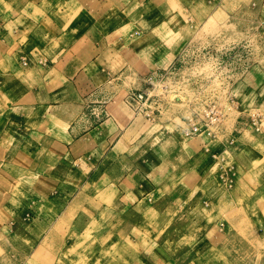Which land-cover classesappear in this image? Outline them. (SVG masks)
Listing matches in <instances>:
<instances>
[{
    "label": "crops",
    "instance_id": "obj_1",
    "mask_svg": "<svg viewBox=\"0 0 264 264\" xmlns=\"http://www.w3.org/2000/svg\"><path fill=\"white\" fill-rule=\"evenodd\" d=\"M165 3L0 0V68H13L10 79L14 87L11 110L7 114L0 111L2 204L6 193L18 195L21 184L43 198L50 219L55 212L71 226L79 221L84 226L97 222L100 211L124 213V218L117 214L122 221L119 239L133 253V239L143 230L130 221V214L139 206L142 211L145 205H164L156 196H172L168 186L173 185L168 181L185 188V195L194 191L190 182L202 175V168L201 163L196 164L200 158L193 142L168 135L161 149L175 147L173 158L177 156V160L154 157L149 146L155 131L146 121L162 117L167 106L154 119L134 112L127 101L145 84L135 80L125 85L123 79L128 72L143 80L167 68L182 52L184 43L176 32L164 34L163 24L170 18L165 19L159 8ZM164 37L172 39H166L168 42ZM18 55L30 60L27 70L17 71ZM190 83H197V78L192 77ZM174 119L183 118L177 114ZM184 127L177 126L182 133ZM53 200L60 204L52 205ZM40 218L36 214L31 221L41 224ZM47 218L42 222L47 225L44 234L54 220ZM161 227L165 228L155 223L146 228L152 239L142 241L137 264L161 253L162 238L154 236ZM113 259L111 264H119Z\"/></svg>",
    "mask_w": 264,
    "mask_h": 264
},
{
    "label": "rangeland",
    "instance_id": "obj_2",
    "mask_svg": "<svg viewBox=\"0 0 264 264\" xmlns=\"http://www.w3.org/2000/svg\"><path fill=\"white\" fill-rule=\"evenodd\" d=\"M162 2L167 3L159 11L165 19L170 18L163 24L164 34L176 32L184 48L212 49L209 58L197 59L202 64L199 74L210 77L220 73L222 80L209 82L206 93L196 99L189 85L172 84L165 97L168 106L164 115L146 121L155 131L149 146L154 157L177 160V156L173 158L175 147L161 149L168 135L193 142L200 158L196 164L201 163L202 168V175L190 182L194 191L185 195V188H177L171 180L167 183L173 185L168 187L175 197L159 193L156 200L165 201L164 205H145L142 211L137 207L130 221L143 231L133 239L131 253L129 245L119 239L122 221L118 213L100 211L97 222L84 226L79 221L71 226L54 212L52 227L44 234L47 225L42 222L45 216L51 219L44 211L43 198L20 184L16 197L6 193L9 197L5 194L4 203L0 202V264H109L112 258L119 264H137L143 253L142 241L152 239L146 228L155 223L165 227L154 233L162 238L161 253L142 264H264V0ZM15 61L18 72L31 63L21 55L15 56ZM12 69L0 68V111L5 114L13 102ZM123 79L125 85L144 82L128 72ZM177 89L180 92L173 93ZM205 104L214 105L220 113L213 135L185 137L177 126L184 127ZM177 114L182 115L181 121L174 119ZM167 129L171 133L163 131ZM174 201L180 203H168ZM59 204L52 201V205ZM36 214L41 224L31 221ZM118 215L124 218L126 214Z\"/></svg>",
    "mask_w": 264,
    "mask_h": 264
},
{
    "label": "built area",
    "instance_id": "obj_3",
    "mask_svg": "<svg viewBox=\"0 0 264 264\" xmlns=\"http://www.w3.org/2000/svg\"><path fill=\"white\" fill-rule=\"evenodd\" d=\"M212 53L213 50L209 47L201 49L196 47L184 48L167 68L147 75L144 79L143 90L131 93L129 96L130 101H127V104L134 112L144 113L148 119H154L160 116L163 109L168 106L165 97L171 91L172 84L179 87L189 85L195 93L193 99L202 97L206 93V86L209 82L215 79L221 80L220 73L212 75L214 79H211L212 76L206 77L199 74L202 64H199L197 59L205 60ZM186 73L190 74V78H182ZM192 77L197 78V83H190ZM179 92L180 89H177L173 93L177 94ZM219 122L220 113L217 108L214 105L205 104L200 112L188 118L183 128V135L185 137L212 136L213 129Z\"/></svg>",
    "mask_w": 264,
    "mask_h": 264
}]
</instances>
